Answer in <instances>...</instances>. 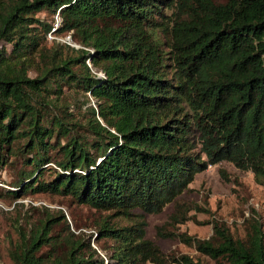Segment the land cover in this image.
I'll return each mask as SVG.
<instances>
[{"label": "trees", "instance_id": "16d2710c", "mask_svg": "<svg viewBox=\"0 0 264 264\" xmlns=\"http://www.w3.org/2000/svg\"><path fill=\"white\" fill-rule=\"evenodd\" d=\"M66 34L81 48L48 40ZM222 162L264 182V0H0V171L19 164L13 200L70 197L126 219L174 204L168 224H180L178 197ZM60 219L18 223L10 264H203L163 252L145 222L101 218L95 240L114 242L105 263ZM156 237L264 264L257 221L244 239L217 223L207 240L165 226Z\"/></svg>", "mask_w": 264, "mask_h": 264}, {"label": "rangeland", "instance_id": "374dc122", "mask_svg": "<svg viewBox=\"0 0 264 264\" xmlns=\"http://www.w3.org/2000/svg\"><path fill=\"white\" fill-rule=\"evenodd\" d=\"M214 1L224 2L225 0ZM165 12L170 14L169 10ZM39 16L43 18L42 15ZM69 35L55 36L54 40L63 44L60 40H65ZM48 40L52 38L48 37ZM71 43L79 46L75 39H72ZM89 66L98 77L103 76L102 72L93 68L90 63ZM29 75L33 76L34 73ZM70 96L71 94H67V104L71 106L69 112L75 115L76 110L73 109ZM89 99V105L94 107V100L90 97ZM18 165H8L0 171V264H10L9 252L12 244L17 240L15 227L18 223L27 231L49 218L60 219L61 215L64 216L70 232L83 235L85 240H91L90 246L93 250L95 249L91 245L92 238L82 233V230L97 231L96 221L101 218L108 219L112 227L119 228L129 227L139 220L146 224L144 229L146 239L152 241L163 252L188 255L194 261L203 264L220 263L200 255L194 247L181 243L177 238H157V228L165 226L167 231L174 234L207 240L212 237L213 225L217 223L228 228L234 239H244L247 230L257 221L264 233V182L260 178L257 179L250 171H241L227 162L208 166L204 172L194 177L188 190L178 197L179 209L185 215V219L180 224H168L170 215L175 212L174 204L166 206L156 215L134 211V215L142 214L143 217L138 219L134 216L126 219L110 212H98L88 206L79 205L70 197L28 193L22 198L13 200L7 192L14 190L12 182L17 176ZM49 167L56 169L53 164ZM220 171L225 172L228 181L222 178ZM62 224L63 221L60 219L49 236L58 233L63 228ZM79 231L80 233H77ZM113 244L112 240H95L94 245L98 251L95 250L94 259L104 261L108 259L112 253ZM46 249L44 247L42 251L45 252Z\"/></svg>", "mask_w": 264, "mask_h": 264}, {"label": "built area", "instance_id": "2783aa9c", "mask_svg": "<svg viewBox=\"0 0 264 264\" xmlns=\"http://www.w3.org/2000/svg\"><path fill=\"white\" fill-rule=\"evenodd\" d=\"M55 21H56V23H55V27H57V25H58V23H59V18H58L57 16H56V18H55ZM49 38L56 39L55 37L50 36V35H49ZM60 41H61L63 44L69 45L70 47H73V48H81L80 46L71 43V42H72V38H71L70 35L67 36V37L65 38V40H62V39H61ZM87 63H88V65H89V62H87ZM102 77H103V76H102ZM81 232L90 235V237L92 238V242H93L91 245H92V247H93L96 251H98L97 248H96V246L94 245V239H95V237L97 236L96 231H95V230H82ZM77 233H80V231L77 232ZM106 262H107V260L105 259V263H106Z\"/></svg>", "mask_w": 264, "mask_h": 264}]
</instances>
